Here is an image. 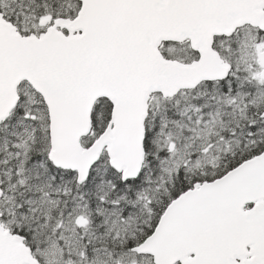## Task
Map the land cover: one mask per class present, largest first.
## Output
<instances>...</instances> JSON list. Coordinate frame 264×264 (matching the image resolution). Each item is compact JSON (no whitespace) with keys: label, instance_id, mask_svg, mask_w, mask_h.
<instances>
[{"label":"snow or ice","instance_id":"1","mask_svg":"<svg viewBox=\"0 0 264 264\" xmlns=\"http://www.w3.org/2000/svg\"><path fill=\"white\" fill-rule=\"evenodd\" d=\"M0 264H264V0H0Z\"/></svg>","mask_w":264,"mask_h":264}]
</instances>
